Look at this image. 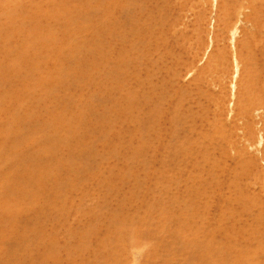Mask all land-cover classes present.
I'll return each instance as SVG.
<instances>
[{
  "label": "rangeland",
  "instance_id": "obj_1",
  "mask_svg": "<svg viewBox=\"0 0 264 264\" xmlns=\"http://www.w3.org/2000/svg\"><path fill=\"white\" fill-rule=\"evenodd\" d=\"M159 1L162 12L156 3L151 29L134 37L138 45L127 50L126 66H118L122 82L142 87L143 105L130 119L120 115L115 126H93L90 71L79 67L67 93L48 96L25 114L38 126L17 121L24 114L15 113L11 189L0 194V240H12L22 261L34 223L47 231L44 236L59 231L66 239L86 229L95 211L137 209L140 215L172 211L176 221L190 213L200 222L204 213L212 231L240 238V248L264 264V0ZM98 68L100 82L106 70ZM45 194L47 200L38 201ZM144 260L136 252L126 264Z\"/></svg>",
  "mask_w": 264,
  "mask_h": 264
},
{
  "label": "bare ground",
  "instance_id": "obj_2",
  "mask_svg": "<svg viewBox=\"0 0 264 264\" xmlns=\"http://www.w3.org/2000/svg\"><path fill=\"white\" fill-rule=\"evenodd\" d=\"M163 1L165 4L169 2ZM160 2L4 0L0 3V194L11 189L8 164L12 156L10 139L15 113L24 114L16 118L17 121L30 122L33 126H38L36 119L31 120L30 116L25 114L41 108L46 97L67 93L69 85L75 83L78 67L81 72L90 71V83L93 87L90 102L93 126H115L117 116L124 115L123 121H126L130 119L133 111L143 105L139 98L142 87L137 84L136 88L132 89L122 82L118 66L120 67V64L126 66L124 62L128 55L126 53H129L127 50L138 45L135 44L134 37L151 29V21L157 17L155 5L156 3L158 6L161 5ZM247 3L252 4L250 1ZM252 7L250 5L249 8ZM162 8L164 7L159 6L157 11L162 12ZM255 21L254 24L256 22L260 24L258 18ZM258 23L255 24L257 27ZM99 66L106 70L105 77L101 73L104 79L100 82L95 81L96 74L102 70L98 68ZM113 68L115 71H112ZM150 68L152 70V67ZM146 100L147 97L143 102ZM98 110L102 113L99 114ZM78 133L84 134V130L79 129ZM99 134L109 143L112 142L102 130ZM79 154L83 156V151L80 150ZM73 160L77 161L76 158ZM112 192L116 191L113 189ZM47 197L45 194L38 201H43ZM34 205L36 202L32 201L28 209L31 210L30 206ZM138 211L136 209L132 210V213H126L123 209H117L113 210L111 215H100L95 211L91 217L93 222H88L86 229H82L78 235L67 236L69 238L66 239L58 237L59 231L50 232L47 237V231L41 232L43 229L37 228V223L32 221L34 225L29 230L31 239H28L21 249V255L25 253L23 261L19 255L20 248L15 249L12 240H0V264H126L136 252H142L145 259L141 264H263L262 259H255L248 247L240 248V238H231L227 236L228 234L221 235L212 231L209 227L213 222L208 221L209 217L208 219L204 217V211L200 222H196L194 217L191 221L188 217L190 213L185 216L182 214L176 221L173 220L172 211H165V215H157L155 210H145L144 214L140 215ZM29 213L32 214L27 212L26 216ZM58 215L64 217L66 214ZM48 216L53 217L51 214ZM83 216L84 212L80 214L81 218ZM155 216L157 220L151 219ZM77 224L80 225L79 222ZM22 226L24 227L23 224ZM44 234L48 238L46 241H35L36 237L43 240Z\"/></svg>",
  "mask_w": 264,
  "mask_h": 264
}]
</instances>
